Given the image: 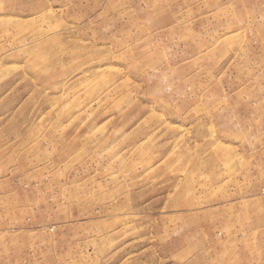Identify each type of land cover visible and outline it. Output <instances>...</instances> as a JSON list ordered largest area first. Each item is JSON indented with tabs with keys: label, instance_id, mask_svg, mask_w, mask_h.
<instances>
[{
	"label": "rangeland",
	"instance_id": "374dc122",
	"mask_svg": "<svg viewBox=\"0 0 264 264\" xmlns=\"http://www.w3.org/2000/svg\"><path fill=\"white\" fill-rule=\"evenodd\" d=\"M0 264H264V0H0Z\"/></svg>",
	"mask_w": 264,
	"mask_h": 264
}]
</instances>
